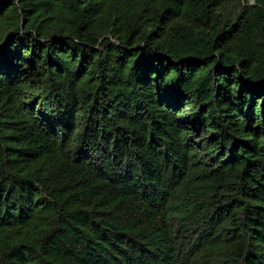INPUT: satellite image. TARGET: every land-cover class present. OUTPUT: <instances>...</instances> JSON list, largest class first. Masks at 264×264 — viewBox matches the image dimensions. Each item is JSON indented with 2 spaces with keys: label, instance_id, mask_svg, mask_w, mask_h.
Instances as JSON below:
<instances>
[{
  "label": "trees",
  "instance_id": "16d2710c",
  "mask_svg": "<svg viewBox=\"0 0 264 264\" xmlns=\"http://www.w3.org/2000/svg\"><path fill=\"white\" fill-rule=\"evenodd\" d=\"M0 264H264V0H0Z\"/></svg>",
  "mask_w": 264,
  "mask_h": 264
}]
</instances>
